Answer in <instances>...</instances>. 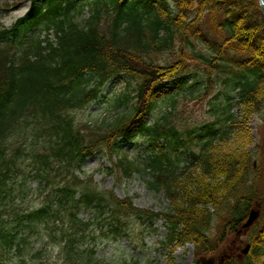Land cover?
Segmentation results:
<instances>
[{
	"label": "trees",
	"instance_id": "trees-1",
	"mask_svg": "<svg viewBox=\"0 0 264 264\" xmlns=\"http://www.w3.org/2000/svg\"><path fill=\"white\" fill-rule=\"evenodd\" d=\"M198 43L214 53L196 55ZM235 60L244 74L234 82L241 118L199 134L167 127L170 114L145 122L179 96L158 97L161 84L181 90L200 66L211 85L218 64ZM121 77L126 88L105 118L79 122L76 114ZM255 115L264 124L259 0H32L14 27L0 26V264H11L10 253L30 264H101L92 246L97 235L126 237L132 216L163 218L170 246L214 254L255 202L264 205V142L251 150ZM136 132L151 134V150L162 141L170 153L161 150L147 162L130 158L121 146ZM187 152L191 163L181 166ZM95 155L110 161L107 170L119 180L150 175L148 187L165 193L167 212L139 209L83 176ZM251 240L243 264H264V229Z\"/></svg>",
	"mask_w": 264,
	"mask_h": 264
},
{
	"label": "rangeland",
	"instance_id": "rangeland-1",
	"mask_svg": "<svg viewBox=\"0 0 264 264\" xmlns=\"http://www.w3.org/2000/svg\"><path fill=\"white\" fill-rule=\"evenodd\" d=\"M23 2L19 11L10 13L4 12L2 6L10 0H0V23L11 28L18 19L23 17L30 7L29 0H21ZM53 36V35H52ZM210 40V39H209ZM214 53L211 45L198 43L194 48V53L207 54ZM211 53L209 60H211ZM236 62L221 63L220 67L214 70L211 85L207 83L206 71L195 66L196 75L187 80V84L182 86L181 90H177L172 85L164 84L159 88V95L163 96L171 93H179L175 103L168 100L166 103L160 104L155 110V116H149L146 121L152 124L156 119L161 118L164 114L167 116V127H174L177 131L183 132V129H194L197 134L202 133L207 126L219 128L223 125V120L232 116L233 118H241L240 106L236 103V90L234 82L239 80L244 74L240 70V66ZM248 77L253 76V71L246 74ZM124 80H114L106 86L103 91L102 98L99 102L91 106L87 111H81L76 114L77 120L88 121L104 119L108 114V109L112 100L117 97L123 89ZM231 122L227 121L226 125ZM143 135L135 134L130 143L123 145V151L130 157H136L141 160H147L151 154L148 146L151 144V134ZM250 133L255 138L257 145L264 142V124L260 115H255L250 123ZM164 153L170 152L169 146H163ZM160 148H157L159 152ZM185 148L179 150V153H185ZM180 165L183 166L189 159V152L180 157ZM107 159L100 155H95L87 160L83 167L85 176H94L95 182L103 190H114L120 198H132L134 205L138 208L152 211L155 213L166 212L169 208V201L163 192L151 191L148 187V175H134L130 179L119 180L115 175H110L107 168L110 166ZM37 199L34 197V200ZM35 204H39L35 201ZM255 228L250 229L241 238V242H249L253 229L264 228V210L262 208L261 217L256 223ZM107 231V230H106ZM105 231V232H106ZM126 237H122L116 241L112 237L99 233L96 242L92 246L96 249V255L103 260L101 264H196L201 254L197 253L195 247L191 244L184 248L176 249L165 243L167 237V229L162 221L155 220L146 222L137 217L129 219L126 225ZM235 239V235H230L224 244L227 245ZM34 240V237H33ZM222 246L219 252L227 251ZM17 255L10 254L7 256V262L12 264H30L28 260H18ZM220 254L218 255V257ZM51 264H61L59 260H53Z\"/></svg>",
	"mask_w": 264,
	"mask_h": 264
},
{
	"label": "water",
	"instance_id": "water-1",
	"mask_svg": "<svg viewBox=\"0 0 264 264\" xmlns=\"http://www.w3.org/2000/svg\"><path fill=\"white\" fill-rule=\"evenodd\" d=\"M261 9L264 15V3L262 2L261 4ZM260 215L259 210H252L248 220L246 221V223L243 225V227L238 231V236H240L242 233H244L245 231H247L254 223L255 221L258 219ZM229 258L228 255L219 257L218 260L216 261V258L214 257H210V258H206V257H202L198 264H224L226 259Z\"/></svg>",
	"mask_w": 264,
	"mask_h": 264
},
{
	"label": "flooded vegetation",
	"instance_id": "flooded-vegetation-1",
	"mask_svg": "<svg viewBox=\"0 0 264 264\" xmlns=\"http://www.w3.org/2000/svg\"><path fill=\"white\" fill-rule=\"evenodd\" d=\"M234 247H235V250L237 252L241 250L242 244H241L240 240H237L236 243H234Z\"/></svg>",
	"mask_w": 264,
	"mask_h": 264
}]
</instances>
